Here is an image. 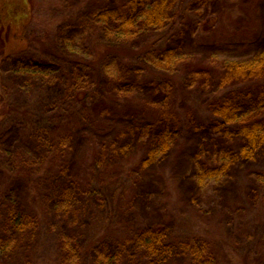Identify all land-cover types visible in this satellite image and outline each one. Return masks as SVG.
<instances>
[{
	"label": "trees",
	"instance_id": "1",
	"mask_svg": "<svg viewBox=\"0 0 264 264\" xmlns=\"http://www.w3.org/2000/svg\"><path fill=\"white\" fill-rule=\"evenodd\" d=\"M75 1L78 8L85 9L75 15L58 12L46 16V24L37 25L35 21L41 16L37 14L38 0H0V119L12 111H22L25 120H34L36 140L45 150L38 157L39 163L29 167V179L38 183L49 180L56 185L66 177L68 187L63 199H76L68 191L72 181L62 176L65 155L61 171L52 176L57 167L56 163L53 165V153L74 154L73 145L88 139L90 132L103 143L108 142V149L116 157L143 149L137 162L138 173L131 181L135 193L138 189H158L161 181L164 183L157 170L153 174L158 180L148 171L156 168L173 148L182 145L187 149L182 154L187 155V168L197 166V179L193 181L197 190L193 197L201 196L211 179L216 180L214 189L226 196L233 181L240 182L244 177L242 191L236 197L243 200L247 188L264 198L260 184L264 181V166L257 165L264 152V2L262 20L254 25L256 31L248 43L250 54L221 62L219 76L214 78L209 77L207 68L186 65V61L200 55L211 58L220 52L213 37L199 42L201 53H195L193 46L201 35L213 30L214 14L229 12L236 0H105L99 8L102 0ZM74 28L79 33L94 34L92 49L91 45L88 51L78 46L72 34ZM7 62L12 64L14 81L4 73ZM68 73L77 76L67 99L57 103L50 117L34 118V103L27 100L32 99L33 83L25 79L38 75L42 85L51 88L61 81L69 83ZM16 75H21L22 80ZM198 90L201 105L194 100L195 104L183 112L186 100ZM135 93L144 100L142 106L147 107V116L137 114L139 107L126 110L129 115H120L117 109L138 105L139 100L130 96ZM112 94L114 97L110 98ZM102 116L108 125L99 127L96 124ZM18 117L21 118L20 114ZM63 129L66 132L59 133ZM189 135L194 137L193 145L185 147ZM48 159L52 165L46 162ZM88 161L89 188L79 203L83 197L96 199L101 205L115 199L118 190L111 187L123 171L112 168L113 160L106 157L91 156ZM72 166L69 162L68 167ZM76 169L80 171V164ZM110 169L114 175L109 173ZM182 191L188 201L190 196ZM29 214H24L16 204L6 216L0 211V234L7 228L12 233L10 237L7 233L0 236V255L6 259L16 249L24 248L19 264H46L40 249L48 238ZM110 218L111 213L106 214L105 220ZM141 218L145 223L120 245L118 256L106 251L109 232L105 227L96 236L83 240L62 233L51 264H174L177 256H184L187 243L171 240L169 226L152 224L151 216ZM254 228L257 230L259 223ZM262 250L244 254L238 264L263 262L259 255ZM202 261L217 264L215 257L209 255L203 256Z\"/></svg>",
	"mask_w": 264,
	"mask_h": 264
},
{
	"label": "rangeland",
	"instance_id": "2",
	"mask_svg": "<svg viewBox=\"0 0 264 264\" xmlns=\"http://www.w3.org/2000/svg\"><path fill=\"white\" fill-rule=\"evenodd\" d=\"M38 1L37 14L41 16L35 21L37 25L46 24L44 22L46 16L57 15L58 12L75 15L85 9L78 8L75 0ZM262 2L264 0H236V4L229 12L219 11L217 15L214 14L216 24L212 26L213 30L211 29L201 35L206 39L200 37L193 47L195 53H201L199 42L205 43L213 37L219 44L217 49L220 52L211 58L200 55L189 59L186 61V65L203 66L210 72L209 77L216 78L219 76L221 62L239 60L249 55L251 48L248 43L256 31L254 25L259 24L262 20L260 14ZM99 3L97 7H103L105 0ZM88 5L89 3L84 7ZM65 20L69 21V19ZM73 25L75 27V24ZM82 30L84 29L82 28ZM77 31L79 30L74 28L72 34H74L78 46L88 51L87 49L91 45L92 49V42H95L93 40L94 34L90 36ZM11 65L7 62L4 73L10 81H14ZM58 75L63 77L60 73ZM66 75L71 80L69 83L61 81L59 86H52L51 88L42 85L38 75L25 79L27 83H33L31 96L29 94L32 99L27 100L34 103L32 110L34 118L41 119L42 115L50 117L58 104L67 99L77 74L68 73ZM20 76L16 75L15 77L22 80ZM52 80L54 81V79ZM56 87L59 90H53ZM199 94L198 90L192 94L190 99L186 100L183 112L195 104L194 100L198 105H201ZM132 95L139 100L138 105L134 103L131 107H122L116 111L120 115H129L126 110L139 107L140 109L136 111L137 114L147 116L148 111L144 110L147 107L142 106L144 100L138 97L137 93L130 96ZM112 96L114 97L113 94L109 95L110 98H113ZM18 113L12 111L5 119H0V211L6 216L8 209L16 204L24 214L30 213L29 216H32L33 219L36 218L38 224L43 228L42 235L48 238L44 242V247L40 249L41 259L46 264L53 262L56 252L54 247H56L58 239L64 236L62 233H65L67 237L83 240L96 236L105 227L109 232V236L105 240L109 246L106 251L118 256L119 249H121L120 245H124L134 230L145 223L141 216H151L150 222L152 224H166L172 229L173 235L171 237L173 239L171 240L179 239L178 241L187 243L184 256H177L174 264H206L203 262L204 260L202 261V257L205 255L215 257L217 264H238L241 263L244 254L250 255L254 251H260L261 248L263 250L259 255H262L264 259V198L258 193H250L247 188L244 189L243 196L245 198L243 200L236 197L242 191L244 177L240 182L238 180L233 181L234 186L228 187L229 191L226 196L225 193L214 189L216 180L211 179V182L204 186V193L199 197H193L192 193L197 190L193 182L197 179L194 174L197 166L192 169L187 168V155H182L183 151L187 149L178 145L173 148L171 154L161 158L156 168H150L148 171L153 176L157 170L161 179H164V183L161 181V186L158 189L146 192H141L138 189V192L135 193V186L131 181L138 173L137 162L139 156L143 154V149L138 148L128 155L116 157L108 149V142L103 143L99 137H95L89 132L87 133L88 139L85 141L78 140L73 145L74 154L70 151L53 153L56 155V161L53 160V165L56 163L57 167L51 172L52 176L61 171L62 164L66 161L62 176H68L69 180L72 181L68 191H71L72 195L76 197V199L71 197L63 199L64 191L68 187L66 177L56 185H54L55 182L49 180L38 183V181L29 179V173H32V170H28L29 167L39 163L38 157L45 150L42 144L36 140L35 133L37 132L33 126L34 120H25L22 111L19 113L21 117L19 118ZM96 125L99 127L107 126L108 121L102 116ZM98 126L95 127L96 132ZM65 132L66 130L63 129L59 133L64 134ZM98 133L100 136V132ZM190 136H188L189 142H185V147H190V145L192 147L193 145L194 137L191 136L190 139ZM64 155L65 160L62 162ZM96 155L101 159L105 157L112 159L114 162L112 168L119 172L123 171L119 175L116 185L110 186L113 190H118L115 192L117 196L115 199L110 198L109 202L103 205L99 204L96 199L91 201L85 197L79 203L80 197L89 188L87 180L91 177V173L88 169L90 163L88 159ZM74 157L77 158V161L73 160ZM49 159L46 162L51 164ZM69 162L73 164L72 167H68ZM79 164L80 171L78 172L76 167ZM257 165L259 167L264 166V152L259 157ZM187 171L188 173L185 174L184 172ZM109 173L114 175L111 169ZM154 177L158 180L157 175ZM106 179L108 180V177ZM108 181L110 182V180ZM207 181L208 179L205 180V182ZM260 184L264 187L263 180ZM182 190L190 196L188 201L184 199ZM192 199H197V202H193ZM205 199L206 201H204ZM69 203H71L70 207H68ZM108 213H111V218L106 221L105 218ZM255 223H259L257 230L254 228ZM6 233L7 236H12L8 228L0 236H5ZM250 248L253 249V252ZM24 253V248H18L6 259L0 255V264H19ZM255 264H264V261L255 262Z\"/></svg>",
	"mask_w": 264,
	"mask_h": 264
}]
</instances>
